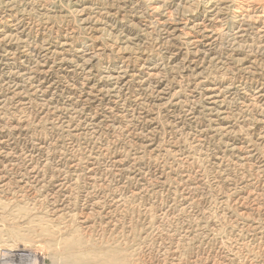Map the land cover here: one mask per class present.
I'll return each mask as SVG.
<instances>
[{
    "label": "rangeland",
    "instance_id": "1",
    "mask_svg": "<svg viewBox=\"0 0 264 264\" xmlns=\"http://www.w3.org/2000/svg\"><path fill=\"white\" fill-rule=\"evenodd\" d=\"M8 1L0 0V39L10 34L0 48L13 58L0 60V255L30 253L11 264H264V96L255 95L264 91V0L241 4L251 31L239 39L234 8L244 0H222L230 7L221 22L206 0H169L158 11L152 0H82L65 13L43 0H14L9 12ZM89 15L101 21L82 25ZM194 19L216 27L209 45L179 31L169 38ZM63 38L66 66L44 52ZM27 67L40 75L28 78ZM120 69L137 75L110 91L104 72ZM215 93L221 102L209 108Z\"/></svg>",
    "mask_w": 264,
    "mask_h": 264
},
{
    "label": "bare ground",
    "instance_id": "2",
    "mask_svg": "<svg viewBox=\"0 0 264 264\" xmlns=\"http://www.w3.org/2000/svg\"><path fill=\"white\" fill-rule=\"evenodd\" d=\"M8 1V0H7ZM14 0H9L8 2L5 3V5L9 8L8 11H12L14 9H12V7L14 6L12 4ZM45 2L44 5H42L44 7V9L46 8L50 13H56V12H61V13H65L66 12V6L70 7V8H73L75 9L76 11L77 10V6L80 5V3L82 2V0H43ZM85 1V0H84ZM94 1V0H93ZM103 1V0H102ZM109 1V0H107ZM111 1V0H110ZM120 1V0H119ZM124 1V0H122ZM250 1V0H249ZM254 1V0H253ZM253 1H250L252 2V6H254V2ZM138 2V1H137ZM168 2L169 0H152V8L153 10H159L160 7H165L168 5ZM225 1H217V0H206L205 2V11L207 12V15L208 17H211L210 20H218L217 22H221V17H223L222 15L223 14H226L224 13L225 10H227L230 6H227L224 4ZM243 2H246V0L244 1H240V3L237 4V6H235L234 8V12H236V16H235V26L234 28L236 29V31L233 33V36L238 38L239 37H243L244 35H246L245 33H247L251 26H250V18H249V15H247L245 12H244V8L243 6H241V4ZM260 2V1H259ZM39 3V2H38ZM96 3V2H95ZM144 3V2H143ZM179 3V2H178ZM4 4V3H3ZM98 4V2H97ZM104 4V3H103ZM138 4V3H137ZM184 4V3H183ZM231 4V3H230ZM113 5V4H112ZM129 5V4H128ZM192 5V4H191ZM229 5V4H228ZM234 5H236V2H234L231 7H234ZM248 5V4H247ZM250 5V4H249ZM259 5V3L257 4ZM103 6V5H102ZM135 6V5H133ZM132 6V7H133ZM145 6V5H144ZM84 7V6H83ZM89 7V6H88ZM130 7V6H129ZM151 7V6H150ZM69 8V9H70ZM100 8V7H99ZM167 8V7H166ZM176 8V7H175ZM196 8V7H195ZM246 8V7H245ZM21 9V8H20ZM128 9V8H127ZM131 9V8H130ZM144 9V8H143ZM192 9V8H191ZM72 10V9H71ZM90 10H93V9H90ZM133 10V9H132ZM146 10V9H145ZM150 10V9H148ZM171 10V9H170ZM169 10V11H170ZM173 10V9H172ZM171 10V11H172ZM194 10V9H193ZM264 10V9H263ZM84 9H82L80 12H83ZM96 11V10H95ZM100 11V10H99ZM105 11V10H104ZM138 11V10H137ZM170 11V12H171ZM175 11V10H173ZM16 12V11H15ZM91 12V11H90ZM106 12V11H105ZM109 12V11H108ZM135 12V11H134ZM205 12V13H206ZM228 12V11H227ZM257 12V11H256ZM263 12V11H262ZM77 13V12H76ZM178 13V12H177ZM148 14V13H147ZM256 14V13H255ZM15 15V14H14ZM103 15V14H102ZM101 15V16H102ZM107 15V14H106ZM117 15V14H116ZM134 15V13H133ZM178 15V14H177ZM182 15V14H181ZM235 15V14H234ZM8 17H6V19H8L9 22H11V25L10 26H14L13 22H14V19L12 18L13 15H10V14H7ZM176 16V15H175ZM227 16V15H226ZM230 16V15H229ZM15 17V16H14ZM153 17V16H152ZM160 17V16H159ZM163 17L165 16H161L159 18L160 20V24L163 25V26H168L167 24H169L166 19H163ZM182 17V16H181ZM197 17V16H196ZM256 17V21L255 22H258L259 24V21H261L263 19V14L259 13V14H256L255 15ZM103 18V17H102ZM115 18V17H114ZM155 18V17H154ZM157 18V17H156ZM174 18V17H173ZM18 19V18H17ZM183 19V17H182ZM229 19V18H228ZM46 20V19H45ZM104 20V19H103ZM227 20V19H226ZM255 20V19H254ZM20 21V20H19ZM101 21L99 18L97 17H89L86 18V19H81V24L82 25H88V27H93V25H95V23ZM117 21V20H116ZM122 21V20H121ZM143 21V20H142ZM181 21V20H180ZM179 22V21H178ZM112 23V22H111ZM138 23V22H137ZM155 23V22H154ZM177 23V22H176ZM135 24V23H134ZM147 24V23H146ZM106 25V24H105ZM112 25V24H111ZM117 25V24H116ZM170 25V24H169ZM215 25V24H214ZM252 25V24H251ZM115 26V25H114ZM128 26V24H127ZM264 26V25H263ZM15 27V26H14ZM101 27V26H100ZM147 27V26H146ZM156 27V25H155ZM17 28V27H16ZM87 28V27H86ZM105 28V27H104ZM107 28V27H106ZM113 28V27H112ZM165 28V27H164ZM171 28V27H170ZM216 28V27H215ZM212 25H209L208 23L205 24L202 22H197L195 19L194 20H183L182 22L178 23L177 25H175V29H172L170 30L169 32H167L169 38H176L178 37L179 35L177 34V31L181 32V33H185L187 36H191L193 37L194 39L192 41H190L192 44H194V46H200L201 43L205 42L206 44H210L215 36H218L217 35V30L215 29ZM220 28V27H219ZM254 28L255 25H254ZM3 29V28H2ZM23 29V28H22ZM90 29V28H89ZM133 29V28H132ZM166 29V28H165ZM233 29V28H232ZM18 30V29H17ZM20 30V29H19ZM131 30V29H130ZM150 30V29H149ZM219 30V29H218ZM256 30V29H255ZM10 31V30H9ZM104 31V30H103ZM228 31V30H226ZM251 31V30H250ZM91 32V31H90ZM156 32V31H155ZM198 32L199 36L195 35V33ZM257 32V31H256ZM17 33V32H16ZM228 33V32H227ZM7 34V33H6ZM25 34V33H24ZM166 34V35H167ZM13 35V34H12ZM65 35V34H64ZM94 35V34H93ZM134 35V34H133ZM182 35V34H181ZM254 35V33H253ZM9 35H6L4 37V39H6ZM18 36V35H17ZM260 36V35H259ZM3 37L2 39H0V43L3 41ZM97 37V36H96ZM164 37V36H163ZM11 38V37H10ZM48 38V37H47ZM68 38V37H67ZM168 38V39H169ZM228 38V37H227ZM245 38V37H244ZM57 39V38H56ZM55 39V40H56ZM124 39V38H123ZM189 39V38H188ZM229 39V38H228ZM99 40V39H98ZM187 40V39H186ZM220 40V39H219ZM218 40V41H219ZM246 40V39H245ZM35 41V40H34ZM44 41V40H43ZM95 41V40H94ZM118 41V40H117ZM134 41V40H133ZM216 41V40H215ZM18 42V41H17ZM20 42L23 44V46H27V42L25 39L21 38L20 39ZM70 41H67L66 38H63L61 40H58L56 41L55 43L53 42H50V43H47L46 46L44 47V52H45V56H50V58L54 57L56 62L60 65V66H66V61L68 60L67 58V55L69 54L68 53V47L70 45L69 43ZM127 42V41H126ZM239 42V41H238ZM36 43V42H35ZM92 43V41H91ZM234 43V42H233ZM32 44V43H31ZM45 44V43H44ZM128 44V43H127ZM213 44V43H212ZM9 45V44H8ZM40 45V44H39ZM43 45V44H42ZM120 45V44H119ZM144 45V44H143ZM176 45V44H175ZM233 45V44H232ZM67 47V49H66ZM132 47V46H131ZM240 47V46H239ZM18 48V47H17ZM134 48V47H133ZM166 48V47H165ZM102 49V48H101ZM200 49V48H199ZM249 49V48H248ZM264 49V48H263ZM4 50H6L7 53L10 52V49L7 48V49H3L1 50L0 48V60L2 59H5V60H11L13 58H7V55L4 53ZM127 50V49H126ZM134 50V49H133ZM166 50V49H165ZM212 50V49H211ZM25 51V49L23 50ZM29 51V50H28ZM70 51V50H69ZM75 51V50H73ZM82 51L84 50H77L76 53L77 55H79L78 57L82 58ZM121 51V50H120ZM125 51V50H124ZM162 51V50H161ZM183 51V50H182ZM196 51V50H195ZM33 53L31 54H35V49L32 50ZM100 52V51H99ZM221 52V51H220ZM14 53V52H13ZM84 53V52H83ZM95 53V52H94ZM171 53V52H170ZM209 53V52H208ZM39 54V53H38ZM42 54V53H41ZM147 54V53H146ZM76 55V54H75ZM74 55V56H75ZM174 55V54H172ZM203 55V54H202ZM22 56V55H21ZM20 56V58L22 59V57ZM23 60H27V58L29 57L28 54L25 52H23ZM35 56L37 57V55L35 54ZM44 56V58H45ZM171 56V55H170ZM169 56V58H170ZM214 56V53L213 55ZM41 57V56H40ZM134 57V56H133ZM201 57V55H200ZM73 58V57H72ZM92 58V57H91ZM211 58V57H210ZM42 59V58H41ZM40 59V60H41ZM71 59V58H70ZM86 59V58H85ZM214 59V58H213ZM81 60V59H80ZM89 60V59H88ZM231 60V59H230ZM22 61V60H21ZM69 61V60H68ZM90 61V60H89ZM1 62V61H0ZM7 62V61H6ZM29 62V61H28ZM40 62V61H39ZM76 62L77 59H76ZM202 62V61H201ZM8 63V62H7ZM16 63V62H15ZM22 63V62H21ZM37 63V62H36ZM124 63V62H123ZM17 64V63H16ZM28 64V63H27ZM33 64V63H32ZM42 64V63H41ZM50 64V63H49ZM76 64V63H75ZM128 64V63H127ZM236 64V63H235ZM29 65V64H28ZM44 65H45V62H44ZM74 65V64H73ZM167 65V64H166ZM187 65V64H186ZM218 65V64H217ZM16 66V65H15ZM38 66V65H37ZM78 67H84L85 66V63H79L77 64ZM221 66V65H220ZM232 66V65H231ZM122 67V66H121ZM152 67V66H151ZM200 67V66H199ZM229 67V66H228ZM52 68V67H51ZM111 68V67H110ZM133 68V67H132ZM150 68V67H149ZM214 68V67H213ZM25 69V68H24ZM168 69V68H167ZM40 69H34L33 67H27L25 69V71H23V74L25 76H36L38 73L40 75ZM48 70V69H47ZM52 70V69H51ZM64 70H66V67L64 68ZM83 70V69H82ZM91 70V69H90ZM93 70V69H92ZM153 70V69H152ZM247 70H249L247 68ZM15 71V70H14ZM156 71V70H155ZM158 71V70H157ZM171 71V70H170ZM47 72V71H46ZM98 72V71H97ZM253 72V71H252ZM22 73V72H21ZM65 73V72H64ZM191 73V72H190ZM86 74V73H85ZM151 74V73H150ZM153 74V72H152ZM155 74V73H154ZM159 74V73H158ZM197 74V73H196ZM90 75V74H89ZM93 75V74H92ZM91 75V76H92ZM137 74L132 72V70H124V69H120L119 71H105L104 72V77L106 78H109L111 79L112 83H111V89L110 91H113L114 89H116V87H118L119 83H122L124 81H129V80H133L134 77L136 76ZM157 75V74H156ZM1 76V75H0ZM5 76V75H4ZM86 77V76H85ZM89 77V76H88ZM99 77V76H98ZM140 77V76H139ZM143 77V76H142ZM29 78V77H28ZM45 78V77H44ZM95 78V77H94ZM31 79V78H30ZM38 79V78H37ZM142 79V78H141ZM151 79V78H150ZM227 79V78H226ZM9 80V79H8ZM29 81V80H28ZM34 81V80H33ZM99 81V80H98ZM104 81V80H103ZM136 81V80H135ZM145 81V80H144ZM156 81V80H155ZM6 82V81H5ZM23 83V82H22ZM52 83V82H51ZM87 83V82H86ZM97 83V82H96ZM108 83V81H107ZM155 83V82H154ZM13 84V83H12ZM17 84V83H16ZM33 84V83H32ZM36 84V83H35ZM38 84V83H37ZM61 84V83H60ZM145 84V83H144ZM214 84V83H213ZM18 85V84H17ZM20 85V84H19ZM40 85V84H39ZM92 85V84H91ZM148 85V84H147ZM237 85V84H236ZM90 86V85H89ZM129 86V85H128ZM153 86V85H152ZM27 87V86H26ZM88 87V86H87ZM100 87V86H99ZM121 87V86H120ZM140 87V86H139ZM216 87V86H215ZM262 87V86H261ZM202 88V87H200ZM207 88V87H206ZM214 88V87H213ZM217 88V87H216ZM257 88V87H256ZM2 89V88H1ZM14 89V88H13ZM24 89V88H23ZM94 89V88H92ZM209 89V88H208ZM222 89V88H221ZM233 89H236V87H233V86H227V88H223V90H225V92H228V93H231ZM35 90V89H34ZM117 90V89H116ZM248 90V89H247ZM21 91V90H20ZM98 91V90H97ZM103 91V90H102ZM25 92V90H24ZM34 92V91H33ZM107 92V91H106ZM117 92V91H116ZM119 92V91H118ZM192 92V91H191ZM255 92V91H254ZM141 93V92H140ZM217 93V92H216ZM211 94L209 96V100H208V107L209 108H212V107H215L217 106L218 107V103L221 102L220 100H218L219 96L218 94ZM218 93H221L220 91ZM34 94V93H33ZM95 94V93H94ZM112 94V93H111ZM118 94V93H117ZM120 94V93H119ZM145 94V93H144ZM225 94V93H224ZM108 95V94H106ZM143 95V94H142ZM193 95V94H191ZM201 95V94H200ZM204 95V94H203ZM207 95V94H206ZM255 95H256V98H259L261 96H264V91H263V88H260V89H257V91L255 92ZM258 95V96H257ZM29 96V95H28ZM117 96V95H116ZM146 96V95H145ZM151 96V95H150ZM163 96V95H162ZM195 96V95H194ZM208 96V95H207ZM35 97V96H34ZM99 97V96H98ZM110 97V96H109ZM203 97V96H202ZM224 97V96H223ZM45 99V98H44ZM164 99V98H163ZM162 99V100H163ZM222 99V98H221ZM27 100V99H26ZM64 100V99H63ZM224 100V99H223ZM141 101V100H140ZM149 102V101H148ZM106 103V102H105ZM135 104V103H133ZM137 104V103H136ZM162 104V103H161ZM230 104V103H229ZM2 106V105H1ZM57 106V105H56ZM74 106V105H73ZM136 106V105H134ZM221 106V105H220ZM226 106V105H225ZM65 107V106H64ZM112 107V106H111ZM60 108V107H59ZM107 109V108H106ZM218 109V108H217ZM111 110V109H110ZM130 111V110H129ZM154 111V110H153ZM208 111V110H207ZM231 111V110H230ZM114 112V111H113ZM125 112H128V111H125ZM137 112V111H136ZM141 112V111H140ZM121 113V111H120ZM188 113V112H187ZM208 113V112H207ZM216 113V112H215ZM124 114V113H123ZM64 115V114H63ZM74 115V114H73ZM102 115V114H101ZM140 115V114H139ZM148 115V114H147ZM176 115V114H175ZM258 115V114H257ZM135 116V115H134ZM222 116V115H221ZM224 116V115H223ZM262 116V115H261ZM96 117V116H94ZM138 117V116H137ZM61 118V117H60ZM128 118V117H127ZM151 118V117H150ZM133 119V118H132ZM142 119V118H141ZM148 120V119H147ZM140 121V120H139ZM258 122H262V120L258 119L257 120ZM90 122V121H89ZM102 122V121H101ZM132 122V121H131ZM176 122V121H175ZM88 123V122H87ZM96 123V122H95ZM100 123V122H99ZM135 123V122H133ZM253 123V122H252ZM94 124V122H93ZM92 124V125H93ZM129 125V124H128ZM134 127V126H133ZM222 127V126H221ZM139 131V130H138ZM142 132V131H141ZM93 133V132H92ZM98 133V132H97ZM9 137V136H8ZM149 137V136H148ZM154 137V136H153ZM230 143V142H229ZM0 144H2V140H0ZM264 144V142H263ZM253 146V145H252ZM1 147V146H0ZM235 147V146H234ZM7 148V147H6ZM233 148V147H232ZM240 148V147H239ZM251 148V147H250ZM10 150V149H9ZM244 150V149H243ZM232 151V150H231ZM9 152V151H8ZM7 153V152H6ZM248 153V152H247ZM5 154V153H4ZM14 154V153H13ZM253 154V153H252ZM237 155V154H236ZM235 155V156H236ZM250 155V154H249ZM31 156V155H30ZM122 159V158H121ZM250 159V158H249ZM32 160V159H31ZM3 161V160H2ZM116 161V160H115ZM25 163V162H24ZM90 163V162H89ZM59 164V163H58ZM40 165V164H39ZM123 165V164H122ZM8 167V166H7ZM58 168V167H57ZM62 168V167H61ZM31 169V168H30ZM17 170V169H16ZM65 173V172H64ZM94 173V172H93ZM3 174V173H2ZM41 175V174H40ZM65 175V174H64ZM63 175V176H64ZM5 176V175H4ZM10 179V178H9ZM6 181V180H5ZM25 181V180H24ZM87 181V180H86ZM124 185V184H123ZM1 186V185H0ZM8 186V185H7ZM197 186V185H196ZM123 187V186H122ZM6 189V188H5ZM123 193V192H122ZM197 195V194H196ZM120 196V195H119ZM191 198V197H190ZM56 200V199H55ZM99 202V201H98ZM114 202V201H113ZM121 202V201H120ZM37 252V251H36ZM31 253V255L33 256V258H31L30 260L31 261H35L36 260V257H37V253ZM42 253V251H41ZM30 255V253H28L27 251L25 250H21V251H9L8 253L6 252H2V254L0 255L1 256V260H0V263L2 264H9L10 261H13V260H17L19 259L21 262H23L24 260H26V258ZM43 256V254H42ZM40 255V257H42ZM226 259V258H225ZM37 261V260H36ZM224 261V260H223ZM26 262V261H25ZM14 263V261H13ZM16 263V262H15ZM29 263V262H28ZM11 264V262H10ZM19 264V263H18ZM21 264V263H20Z\"/></svg>",
    "mask_w": 264,
    "mask_h": 264
}]
</instances>
